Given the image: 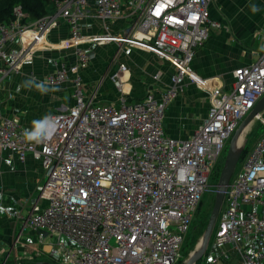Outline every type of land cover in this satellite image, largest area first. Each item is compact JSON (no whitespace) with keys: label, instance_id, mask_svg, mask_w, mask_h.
Wrapping results in <instances>:
<instances>
[{"label":"built area","instance_id":"obj_1","mask_svg":"<svg viewBox=\"0 0 264 264\" xmlns=\"http://www.w3.org/2000/svg\"><path fill=\"white\" fill-rule=\"evenodd\" d=\"M211 1L53 0V13L33 22L22 23L26 15L16 7L14 18L0 23V60L8 59L2 75L16 72L37 48H45L48 35L62 23L68 29L63 45L77 59L70 65L55 61L45 79L50 86L70 84L73 101L50 117V138L28 141L15 120L0 115V150L19 163L30 156L41 162L45 180L37 191L45 202L31 206L22 228L35 233L38 242L54 240L53 262L177 264L196 209L205 193L215 192L210 175L223 165L221 157L240 122L264 96V50L232 72L226 90L210 89L190 70L208 30L220 28L209 18ZM89 7L104 22L126 13L134 23L120 34L106 27L102 34L85 35L82 20ZM16 42L20 49H10ZM104 44H116L119 51L139 49L169 63L170 84L159 97L148 92L131 102L123 92L128 69L119 64L109 74L119 100L92 104L79 69L94 60L90 47ZM186 83L207 92L210 106L190 139H173L164 132V113ZM222 206L212 232L215 245H229L239 264H264V133L232 176ZM12 215L21 218L18 211Z\"/></svg>","mask_w":264,"mask_h":264},{"label":"crops","instance_id":"obj_2","mask_svg":"<svg viewBox=\"0 0 264 264\" xmlns=\"http://www.w3.org/2000/svg\"><path fill=\"white\" fill-rule=\"evenodd\" d=\"M209 18L220 23V28L208 30L206 39L195 50L189 68L198 78L206 80L210 89L226 90L233 83L232 72L251 64L264 50V0H212ZM134 19L125 13L116 21L104 22L96 16L93 7H89L88 16L82 20V31L85 35H99L107 27L108 33L120 34L132 26ZM30 37L25 40L29 41ZM67 37L66 25L59 24L48 35L45 48H37L31 59L23 62L16 72L0 74V115L15 120L28 141L50 138L53 133L50 117L73 104L70 84L50 86L45 80L53 73L55 61L65 65L76 62L73 50L64 48ZM83 47L88 48V45ZM90 48L96 57L82 66L79 73L84 96L92 104L119 100L121 93L109 79V74L119 64L128 69L123 78L126 80L123 92L131 102L141 100L148 92L159 97L170 84L172 66L151 54L132 49L119 51L116 44ZM10 49L19 50L20 43L16 42ZM7 61L0 60V68ZM154 75L158 76L157 81L153 80ZM209 104L207 92L186 83L184 91L165 110V134L173 139H190L206 117ZM44 180L40 160L30 156L24 163H19L15 155L0 150V264L29 260H36L34 264L45 263L43 259L52 249L54 240L46 238L38 242L31 230L21 232L31 206L45 202L37 191ZM14 211L20 213V219L12 217ZM222 247L215 243L209 246L202 258L204 264H239L236 255L228 261L217 253ZM35 255L40 257L33 259Z\"/></svg>","mask_w":264,"mask_h":264},{"label":"rangeland","instance_id":"obj_3","mask_svg":"<svg viewBox=\"0 0 264 264\" xmlns=\"http://www.w3.org/2000/svg\"><path fill=\"white\" fill-rule=\"evenodd\" d=\"M129 49L130 50L132 49L133 51H139V49H135V48H129ZM147 54L150 55L151 53H147ZM151 56H153V55L151 54ZM134 66H135V62L133 64V67ZM140 66H141V62H140ZM263 120H264V112L260 115V119H257L255 122H253L250 125L249 129L244 133L243 140H242V145H241L242 153H241L239 162H238V164L236 166V169H235V171L233 173V176L237 175V173L239 172V169H240V167L242 165V162H243V156L245 155L247 150H249V148L257 140V138L261 134L264 133V126L261 124V122ZM228 144H229V141H228V143L226 145L227 147H228ZM226 152H227V150H226ZM226 152L221 157L220 161L224 162V158H225ZM220 171H221V169L219 170V168H217V169H215L214 172H212V174L210 175V181L211 182H214V181L217 182V179H218ZM214 197H215V192L213 190L208 191L207 193H205L201 204L196 209V211L194 213L193 222L190 225V229H189L188 234L186 236L185 242H184V244L182 246V249H181V252H180V259L178 260L177 264H183L187 260L188 256L196 249L197 243L201 239V237H202V235L204 233V230H205L208 218H209V214H210L212 206H213ZM222 208H223V206H222ZM27 230H26V228L23 229L21 227V232L25 233ZM27 238H30V237L27 236ZM61 243L65 246V245H68L69 241L66 238L62 237L61 238ZM213 245H214V241H213V237L211 235L210 240L208 242L207 248L209 246H213ZM217 253H220V254L224 255L225 259H227L228 261L232 260L235 257V255H236L235 251L229 245H223V247L219 251H217ZM38 257H40V256L39 255L38 256L35 255V256H33V259H36ZM32 261L35 262L36 260H32ZM43 261L45 263H53V260L50 257L49 253L46 254V258L43 259ZM54 264H57V263L54 262ZM195 264H204V262H203L202 259H200Z\"/></svg>","mask_w":264,"mask_h":264},{"label":"water","instance_id":"obj_4","mask_svg":"<svg viewBox=\"0 0 264 264\" xmlns=\"http://www.w3.org/2000/svg\"><path fill=\"white\" fill-rule=\"evenodd\" d=\"M264 112V96L256 103L254 108L249 112V114L240 122L237 129L234 131L233 135L229 140L227 147L226 156L223 162V166L219 173L217 182L215 184V197L209 218L202 235L201 244L197 247L187 258L183 264H195L200 259L204 257L206 252L208 242L212 235L213 229L216 224L217 217L223 205L225 191L229 185V182L233 176L236 166L239 162L242 153V142L237 146V141L239 137L246 132L248 126L255 120L259 115ZM243 140V137H242ZM52 264V263H46Z\"/></svg>","mask_w":264,"mask_h":264},{"label":"trees","instance_id":"obj_5","mask_svg":"<svg viewBox=\"0 0 264 264\" xmlns=\"http://www.w3.org/2000/svg\"><path fill=\"white\" fill-rule=\"evenodd\" d=\"M16 7H20L21 11L26 15V17L21 21L22 23L33 22L45 15L53 13L54 11L53 0H0V23L12 20L14 18L13 12ZM257 119H260V116ZM245 155L243 156V159L245 158ZM221 167L222 164L220 163L215 169L219 168L220 170ZM215 183V181L212 182V184ZM34 263L35 262L32 261L30 264ZM25 264H27V262ZM52 264H54V262Z\"/></svg>","mask_w":264,"mask_h":264},{"label":"bare ground","instance_id":"obj_6","mask_svg":"<svg viewBox=\"0 0 264 264\" xmlns=\"http://www.w3.org/2000/svg\"><path fill=\"white\" fill-rule=\"evenodd\" d=\"M30 34H31V33H29V32L26 33V35H25L24 38L26 39ZM104 45H105V44H104ZM97 46H102V45H97ZM64 48H67V47L64 46ZM93 53H94V52H93ZM153 56H154V55H153ZM95 57H96V54L94 53V59H95ZM154 57H155V56H154ZM75 59H76V57H75ZM157 59H158V58H157ZM159 60H160V59H159ZM76 61H77V59H76ZM259 116H260V115H259ZM259 116H258V117H259ZM258 117H257V118H258ZM257 118H256L255 120H253V122H255V121L257 120ZM253 122H252V123H253ZM252 123H251V124H252ZM251 124H250V125H251ZM250 125L248 126V128L246 129V131L249 129ZM250 130H251V129H250ZM50 137H51V136H50ZM242 137H243L242 135L239 137V139H238V141H237V146H239V145L241 144V142H242ZM201 239H202V237H201ZM201 239L198 241L196 248L200 246V244H201Z\"/></svg>","mask_w":264,"mask_h":264},{"label":"clouds","instance_id":"obj_7","mask_svg":"<svg viewBox=\"0 0 264 264\" xmlns=\"http://www.w3.org/2000/svg\"><path fill=\"white\" fill-rule=\"evenodd\" d=\"M29 138H30V139L32 138L31 135H29Z\"/></svg>","mask_w":264,"mask_h":264}]
</instances>
